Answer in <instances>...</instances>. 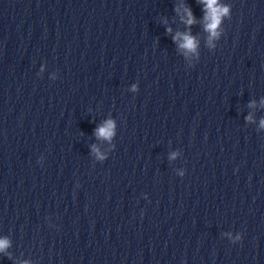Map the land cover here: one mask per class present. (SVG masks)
Wrapping results in <instances>:
<instances>
[{"label": "clouds", "instance_id": "9594fccd", "mask_svg": "<svg viewBox=\"0 0 264 264\" xmlns=\"http://www.w3.org/2000/svg\"><path fill=\"white\" fill-rule=\"evenodd\" d=\"M201 2L205 5V20H206V31H208L211 36L218 35L217 28L221 22L222 15L226 14L228 9L224 7H220L218 5V0H201ZM188 20L186 21L187 24L194 23V18L191 15V12L188 13ZM183 39V43L181 44L182 48H185L189 51H194L196 47L195 38L192 37L190 34H177V37L174 39ZM264 125V121L261 122ZM112 122H108L104 127H101L97 130V135L100 137L108 138L112 135ZM7 246V241H0V249H3Z\"/></svg>", "mask_w": 264, "mask_h": 264}]
</instances>
